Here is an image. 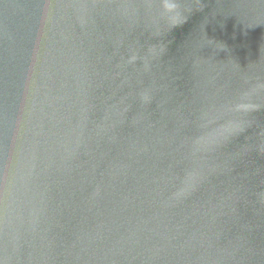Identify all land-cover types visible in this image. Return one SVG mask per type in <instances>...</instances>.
<instances>
[{
	"label": "water",
	"instance_id": "obj_1",
	"mask_svg": "<svg viewBox=\"0 0 264 264\" xmlns=\"http://www.w3.org/2000/svg\"><path fill=\"white\" fill-rule=\"evenodd\" d=\"M0 264H264V0H0Z\"/></svg>",
	"mask_w": 264,
	"mask_h": 264
}]
</instances>
